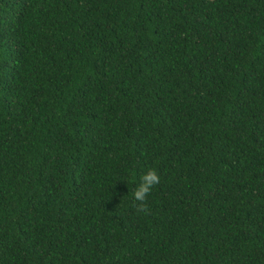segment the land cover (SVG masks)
Wrapping results in <instances>:
<instances>
[{"label": "trees", "instance_id": "obj_1", "mask_svg": "<svg viewBox=\"0 0 264 264\" xmlns=\"http://www.w3.org/2000/svg\"><path fill=\"white\" fill-rule=\"evenodd\" d=\"M0 264H264V0H0Z\"/></svg>", "mask_w": 264, "mask_h": 264}, {"label": "clouds", "instance_id": "obj_2", "mask_svg": "<svg viewBox=\"0 0 264 264\" xmlns=\"http://www.w3.org/2000/svg\"><path fill=\"white\" fill-rule=\"evenodd\" d=\"M160 182V176L155 169H149L140 177V184L133 190L132 196L137 201L136 211L148 213L146 205L147 196L151 193L153 187Z\"/></svg>", "mask_w": 264, "mask_h": 264}]
</instances>
